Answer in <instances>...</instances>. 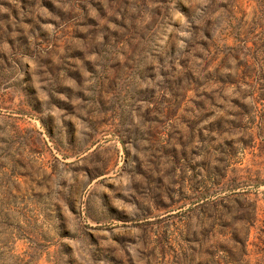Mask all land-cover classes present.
I'll return each instance as SVG.
<instances>
[{"label": "rangeland", "instance_id": "374dc122", "mask_svg": "<svg viewBox=\"0 0 264 264\" xmlns=\"http://www.w3.org/2000/svg\"><path fill=\"white\" fill-rule=\"evenodd\" d=\"M0 264H264V0H0Z\"/></svg>", "mask_w": 264, "mask_h": 264}]
</instances>
